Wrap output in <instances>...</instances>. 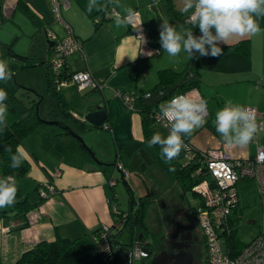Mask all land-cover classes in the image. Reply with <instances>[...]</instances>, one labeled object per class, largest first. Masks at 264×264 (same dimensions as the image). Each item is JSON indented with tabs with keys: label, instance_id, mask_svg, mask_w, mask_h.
Returning <instances> with one entry per match:
<instances>
[{
	"label": "crops",
	"instance_id": "1",
	"mask_svg": "<svg viewBox=\"0 0 264 264\" xmlns=\"http://www.w3.org/2000/svg\"><path fill=\"white\" fill-rule=\"evenodd\" d=\"M107 1L100 0V3L106 5ZM69 2V8L62 10V17L74 36L82 43L85 59L83 61L78 54L68 57L67 67L69 71L79 72L86 70L96 80L119 90L124 89L126 91L127 86L137 83L140 71L138 64L156 55L141 59L139 54L140 42L134 37L132 31H129L128 26L125 28L117 27L115 22H111L113 19L109 16L96 31H94L93 25V31L89 35V31L85 32L78 26L73 14L81 15L84 13L90 19L100 11H93L89 14L86 10L88 2L85 4L81 0H69ZM173 2L176 10L180 11L182 0H173ZM19 4L26 6L27 10L38 18L39 27H36L19 9ZM139 12L143 28L148 35L142 13L140 10ZM19 14H22L30 21L36 29L35 33L43 32L46 35V31L51 30L59 37L65 35L64 28L56 23L48 0H0V25L3 26L10 22L14 24L15 18ZM257 20L260 29H264V17H258ZM152 28L157 31V24H153ZM195 31L200 35L198 28H195ZM152 38H156V35L154 34ZM158 39L160 38L158 37ZM242 40L249 41L250 53L248 57L224 50L219 57H202L199 66L201 85L199 92H197L200 97L204 98L203 92H212L214 88H233L238 84H251L264 89V32L260 31L255 35L243 38L235 37L229 40L227 45ZM1 43L8 45L5 42ZM12 44H15L14 41H12ZM147 44L150 49L162 51L161 45L159 46L155 42L149 41ZM49 47L51 45L46 39L45 51L49 56L47 57L48 59L52 52ZM130 57L136 58L133 60ZM36 58L33 57V61L36 63L34 65L39 64L35 60ZM47 58L44 60H48ZM187 59V55L184 54V60L180 58L169 65L164 63L156 64L154 70L149 73L146 89L141 93H137L138 95L136 96H145L154 88L157 83V72L159 70L176 69L179 70L177 72H181L182 69L180 71L177 68L185 66ZM61 91L65 99L72 104V96L75 95H71L70 85L62 86ZM87 92L81 93L84 96L96 93L87 94ZM216 92L218 94V91ZM227 101L223 99V103ZM101 102H104L111 109V124L110 127L108 126L109 130L96 129L100 131L98 136L90 134L92 137L89 139L93 141L95 146V149L92 150L95 153L99 149L97 151L100 152L99 158H96L94 154L95 158H92L89 154H86V151H80V156H76L77 159H80V166L69 163L68 159L63 157H59L56 161L41 163L37 161L36 157H31L29 155L31 153H28L22 146V152L30 163V172L26 178L32 182H30L31 186H35L34 191H36L38 185L47 182L48 174L51 177V187L54 189L55 194L46 200L35 198L33 201H29L28 199L30 204H36V206L28 209L25 215L16 212L13 206L0 209V264H13L24 252L35 248L42 241L53 242L57 239H66L73 244L72 247L83 242L89 245L92 243L95 248V232L111 225L110 207L113 203L110 198L112 189L108 184L106 174L102 171V167L109 165L112 166L110 167L111 170L113 169L114 171V168L117 170V166L122 167L120 154L132 157L140 150L145 151L147 160H150V158L146 153V149L142 147L144 138L141 116L137 113H130L125 108H117L104 91L100 96L97 95L84 101V106L88 108ZM246 105L248 108L255 109L259 118L264 119V105L252 102L242 106ZM120 119L126 120L125 126H119ZM91 129L93 130L94 128L89 130ZM187 137L190 138L191 145L198 150L223 147L234 158L249 159L246 146L239 147L224 144L220 135L216 131L213 132L208 129L206 124ZM108 150L114 151L113 163L108 158ZM75 154L76 151L72 152L73 156ZM148 166L149 164L146 167ZM117 171H120L124 178L125 173L122 170ZM114 181L117 183V180ZM84 252V250L76 251L75 257L80 256Z\"/></svg>",
	"mask_w": 264,
	"mask_h": 264
},
{
	"label": "rangeland",
	"instance_id": "2",
	"mask_svg": "<svg viewBox=\"0 0 264 264\" xmlns=\"http://www.w3.org/2000/svg\"><path fill=\"white\" fill-rule=\"evenodd\" d=\"M81 1L83 4L88 2V0ZM150 2H152V0H116V2L112 4V10H116L120 14H123L124 7H132L133 9H136L137 7L142 13L144 26L145 29H147V32L148 30L154 31L152 26L153 24H157L158 20L156 14L151 11L148 6ZM160 14L161 18L164 19L162 12ZM73 17L78 26L85 32L89 31V35H91L93 24L89 17L84 13L81 15L74 13ZM109 17L113 18V14L110 13ZM111 22H114V18ZM35 31L36 29L30 21L22 14L16 16L14 24L10 22L3 26L0 25V41L10 45L6 46L0 42V59H4L14 72V76L11 80L7 82L0 81V88L5 89L7 92V100H9L11 96H14L17 99L22 100L26 106L29 105L30 100L37 98L38 116L51 123L53 120H51L52 117L49 112L53 107V101L47 93V80L44 65H34L36 63L33 61V57H37L38 59H46L49 57L45 51L46 35L43 32L35 33ZM261 31L264 32V29H261ZM159 40L160 39L158 38H149L147 41L155 42L160 46L161 44ZM12 41H14L15 44L11 45ZM184 54L185 53L182 52L178 57L173 58L169 57L162 49L158 55L140 62L138 64L140 70L139 81L126 87L127 95L136 96L138 95L137 93H141L146 89L149 73L154 70L156 64L164 63L165 65H169L175 63L180 58L184 60ZM179 67L181 68L177 69H180V71L181 69H184V66ZM174 70L179 71L176 69ZM67 85H70L71 87V95H75L72 96V105L78 113H82V111L85 110L84 101L97 95L100 96L103 91L117 108L124 109L123 102L118 97L117 90L119 89L117 88L108 85L106 86V84H104L101 93L100 91H96V93L89 96H84V92H79L73 82H69L64 86ZM216 91H218V94H216ZM203 96L207 101V109L211 114L209 116L211 121L215 120L216 112L225 105L226 102L223 103V99L231 100L233 103L239 105L252 102H255L258 105H264V89L255 87L251 84H238L233 88H214L212 92H203ZM245 107H247V105ZM12 121L13 117L8 110L7 127L3 128L4 135L6 136L9 132L8 126ZM125 121L120 119L119 126H125ZM152 128L154 131L153 133L160 132L163 135H167L168 130L164 127L153 126ZM61 132L62 130L56 125L42 123L36 127L31 135L23 140V147L28 153L33 154V157H36L37 161H40L41 163L56 161L59 157H63L64 159H68L67 161H69V163L80 166V159H77L76 156H80V151H86V154H89L86 148L95 149L93 141L89 138L94 136V134L98 136L100 131L91 129L81 134L80 137L86 148L81 147L73 139L60 140V138H58L57 141L54 140L50 142L45 140L54 137ZM44 142L48 143V145L46 146ZM126 147H128V145H126ZM246 147L247 157H249V159L253 158L256 155L257 148L264 147V129L257 131L253 140ZM75 151L76 154L73 156L72 152ZM97 151H99V149H97ZM97 151L94 155L96 158H99L100 152ZM110 152L111 150H108L107 152L110 157L107 156L113 163L114 151L112 150V152ZM84 156L87 158L86 155ZM145 156L146 154L144 150L136 152L131 158H127L123 154L121 155L120 163L123 167L122 172L125 173L124 181L129 188L127 189L124 186L122 180L119 179V172L114 170L113 177L117 180V183L113 187L112 192V195L116 197V200L113 201V205H117L119 209L126 211L130 204V195L133 196V199L136 201L140 198L146 199L147 204L150 200L154 201L146 207V219L150 220V228H156V231L162 233V240L170 233L181 229V231H189L201 241V231L195 218L187 216V211L190 210L191 212H195L198 208L201 201L200 196L191 191L181 193L178 188L172 182L168 181L156 167L149 168L148 171L153 174L151 177H145L143 175V170L150 163V160H147ZM178 161L180 164L186 163L183 158H179ZM16 182L23 194L22 196H28L29 201H33L35 198L46 200L40 197L39 192L42 188L39 189L38 193L34 191L35 186H31L32 182L30 179L21 178L17 179ZM247 184L251 186L249 189H244L243 184L239 185V207L242 210V217L237 224L236 238L242 245L248 244L257 236H264V214H262L264 198L260 197L255 182L248 181ZM49 187H51V185ZM45 188L46 187H44V189ZM53 194H55L54 189L53 193L50 194L48 198ZM111 208L112 205L110 210ZM130 233L131 230L127 227L119 238L120 246H117L114 251L119 254L120 264H143L139 259L133 260L132 258L131 248L128 247L131 236ZM199 241V250L194 259V264H203L205 261V248L203 243ZM93 249L94 245L92 243L89 245L81 242L78 245H75V247H71L66 252L67 254H64L62 264H102L98 259L90 258ZM80 250H84L85 252L80 256L75 257V252Z\"/></svg>",
	"mask_w": 264,
	"mask_h": 264
},
{
	"label": "trees",
	"instance_id": "3",
	"mask_svg": "<svg viewBox=\"0 0 264 264\" xmlns=\"http://www.w3.org/2000/svg\"><path fill=\"white\" fill-rule=\"evenodd\" d=\"M116 0H108L106 4V8L103 11H100L98 14H95L90 19L94 25V31L105 21L107 20V16L110 15L112 10V4H114ZM156 14L158 30L149 31L148 38H152L153 35H156V38L159 37L160 24L162 21L168 20L175 26H183L190 28L192 27L189 24H186L187 16L182 14L180 11L176 10L173 0H152L148 5ZM19 9L29 18L36 27L40 26V22L38 18L34 16L29 10H27L26 6L19 4ZM139 12V9L136 7L134 9ZM116 11V10H114ZM117 12V11H116ZM164 16V19L161 18V13ZM110 19V18H109ZM113 19V18H112ZM129 31L131 28L128 26ZM194 35L199 36L195 28L193 29ZM160 38V37H159ZM49 42V41H48ZM50 43V42H49ZM51 45V43H50ZM10 46V45H6ZM52 47V46H51ZM49 47V48H51ZM222 50L235 52L240 54L243 57H248L250 53V44L248 40H242L237 43L231 45H220ZM10 50V48H9ZM52 50V48H51ZM26 58V57H25ZM202 57L196 54L194 58L187 60L185 63L184 69L181 72L174 71L172 69H163L157 72V83L154 88L149 92L152 93L159 89H164L166 87H173L177 85V88L167 97V99L163 102L170 100L173 96L180 95L186 93L188 91L195 90L199 92L201 79L199 66ZM40 65H44L45 75L47 80V93L53 101V107L50 110L49 114L51 115L53 122L57 127H59L62 132L56 134V136L45 139L48 142L57 141L58 138L62 139H73L75 140L81 147L82 144L75 138L72 137L71 132L73 131L77 135L81 136L84 132L88 131L90 128H94L93 126L83 123L80 119V113L76 112L73 108V105L68 102L62 91H61V83H69L71 82L72 76L76 72H70L67 64L61 68L60 72L53 73L49 67V59H38L36 58ZM98 81V80H96ZM87 92V94L96 92L98 90H85L82 92ZM122 95L126 94L124 89L118 90ZM148 93V94H149ZM122 95H119V99L122 100ZM146 96V95H145ZM144 96H131L133 99V108L132 110H128L124 105V108L130 113H137L141 116L142 119V132L144 138L143 148L146 149V153L150 158L149 166L143 170V175L145 177H151V173L149 168L156 167L159 172L170 182H172L181 193H185L186 191L193 192L194 186L200 182L205 177H201L199 175H195V171L199 167L198 165V151L194 149V157L195 160L189 163L180 164L179 158H182L183 151L180 156L172 161V164L169 165L165 163L160 155V149L158 146H154L149 148L147 146V140L151 138L153 131V126L162 127L154 122V114L159 111V104L155 105L151 108H147L144 106L142 99ZM38 99L34 98L29 101V105H25L22 100L11 96L9 100L6 101L8 105V110L13 117V121L9 124L8 135H4V129L0 130V167L1 173L0 177L12 175L15 177V180L26 178V176L30 172V163L24 155V162L21 167L17 169L11 168L10 165V154L6 152L4 149L6 147H10L12 152L15 153L17 148L22 151L23 140L31 135L36 127L42 123L51 124L50 122L45 121L44 119L38 116L36 112ZM106 110L108 111V119L106 121V127L109 130L111 124V109L106 106ZM109 126V127H108ZM206 127L213 132L215 129L213 128V121L210 118L207 119ZM97 129V128H94ZM186 142H190L189 137H185ZM184 138V139H185ZM59 141V140H58ZM46 146L48 143L44 142ZM89 153L94 154L92 149L88 148ZM89 154V155H91ZM33 157L32 154H29ZM120 154V159H121ZM125 157L130 158V155H125ZM112 166L106 165L102 167V171L107 176V181L116 180L113 179V169ZM115 167V166H114ZM171 169L173 170H170ZM116 168H114L115 170ZM123 170V167H121ZM205 172V171H203ZM110 175V176H109ZM47 182L45 184L38 185L36 187V192L38 193L39 189L43 185H51V177L48 175ZM50 177V178H49ZM248 181H243L244 189H249L251 186L247 184ZM116 185V184H115ZM114 185V186H115ZM111 187L113 192V187ZM127 189L129 188L127 185L125 186ZM194 193V192H193ZM116 200L114 195L111 196L110 201ZM154 201H148V204H152ZM240 203V201H239ZM239 203L235 207L232 213V220L230 225V232L227 236V249L232 257L237 256L241 250L245 247L239 243L236 238V230L237 224L242 217V210L239 207ZM146 199H139L138 201L133 199V196L130 195V204L126 211L121 210L117 207V213H114L110 210V214L112 217L111 225L107 228V233L104 238L103 230L97 231L94 234V243L96 248L92 250L90 258L103 259L105 263L102 264H120L119 254L114 251L117 246H120L119 238L124 230L129 227L131 230L130 233V242L128 247L132 249L133 246L139 243L147 242L149 255L147 258L141 259L143 264H151V261L159 255L161 250L162 243V233L160 231H156V228H150L149 223L150 220L146 219V207L148 206ZM202 205V201H200L199 206ZM36 204H30L28 202V196L23 197L19 188L17 187L16 201L13 208L16 212H20L25 215L28 209L35 207ZM187 216H192L196 220V210L195 212L187 211ZM197 223V222H196ZM204 238L202 237L201 243H203L204 248ZM72 243L66 239H57L53 242L42 241L36 245L35 248L24 252L17 261L13 264H62V259L64 254L72 247ZM112 249V253L109 250ZM108 253V254H107ZM198 253V252H197ZM206 253V252H205ZM106 254L108 255L106 257ZM197 254L194 255V259ZM194 264V261H193ZM203 264H206V256Z\"/></svg>",
	"mask_w": 264,
	"mask_h": 264
},
{
	"label": "clouds",
	"instance_id": "4",
	"mask_svg": "<svg viewBox=\"0 0 264 264\" xmlns=\"http://www.w3.org/2000/svg\"><path fill=\"white\" fill-rule=\"evenodd\" d=\"M105 8L106 5L100 3V0H88L86 5L89 14ZM180 11L187 16L185 23L192 27L175 26L168 20L162 21L159 42L163 51L173 58L182 52L189 59L196 54L201 57H219L223 54L221 44L227 45L235 37L243 38L261 31L257 18L264 17V0H182ZM138 17L139 12L132 7H124L123 14L115 15L114 22L117 27L131 25L134 31H141L139 26L142 22H136ZM194 28L199 29V36L194 35ZM135 38L140 41V45L148 42L142 33ZM146 55L152 56V52L149 51ZM130 58L134 60L136 57ZM13 76L14 72L7 62L0 59V81L7 82ZM7 99V92L0 88V130L7 127ZM158 116L165 121L167 135L153 133L147 140V146H158L161 159L171 165L186 147L184 137L190 136L207 123V101L195 90L176 95L159 105ZM214 124L216 132L228 146H247L258 131L255 111L234 104L231 100L216 112ZM4 150L10 154L11 168L22 166L24 153L19 148L15 153L10 147ZM170 170L173 169L170 167ZM16 194L15 177H0V209L14 206Z\"/></svg>",
	"mask_w": 264,
	"mask_h": 264
},
{
	"label": "built area",
	"instance_id": "5",
	"mask_svg": "<svg viewBox=\"0 0 264 264\" xmlns=\"http://www.w3.org/2000/svg\"><path fill=\"white\" fill-rule=\"evenodd\" d=\"M48 1L56 23L61 25L65 31L63 37H59L51 30L46 31V39L52 46L49 67L53 73H58L67 64V58L71 55L78 54L83 61L85 59L82 43L74 36L62 17V10H66L70 6L69 0ZM111 13L114 18L118 12L112 11ZM136 22L138 24L142 22L140 12ZM128 26L131 28L134 37L142 33L148 40L142 24L139 26L141 31H134L131 25ZM147 43L140 45L141 59L150 57L146 55L149 51L152 52V56L160 53L159 50L150 49ZM70 81L75 84L79 92L93 89L102 91L104 87V83L96 81L86 70L76 72ZM66 84L61 83L62 86ZM189 92L191 91L186 93ZM117 93L118 97L122 95L118 90ZM122 100L126 108L132 110L133 99L131 96L127 93L123 94ZM250 109L255 111L258 131L264 129V119L259 118L255 109ZM158 113L159 111L154 114V122L167 129L165 121L159 118ZM208 118L209 112L207 109L206 120ZM214 121L213 128L215 129ZM105 130H108V128L105 127ZM185 140L186 138L184 139L186 147L182 150L181 157L186 163L192 162L195 160L193 151L194 149L197 150L199 167L195 171V175L205 177L194 186L193 192L198 194L202 201V205L196 209V222L205 241L206 264H264V236L262 235L252 239L235 257H232L227 249V236L230 232L232 213L240 201L239 185L243 184V181L255 182L260 197L264 198V147H258L256 155L252 159H238L232 157L223 147L198 150ZM117 170H122L121 166H117ZM108 184L112 187L116 182L110 180ZM44 187L46 188L44 189ZM41 188L39 194L43 199H47L53 193V189L48 185H43ZM111 210L117 213L116 205L112 204ZM262 214H264V206H262ZM103 232L102 238L105 237L107 228L103 229ZM131 255L133 260L147 258L149 255L147 242L133 246Z\"/></svg>",
	"mask_w": 264,
	"mask_h": 264
},
{
	"label": "water",
	"instance_id": "6",
	"mask_svg": "<svg viewBox=\"0 0 264 264\" xmlns=\"http://www.w3.org/2000/svg\"><path fill=\"white\" fill-rule=\"evenodd\" d=\"M177 86L178 84L174 85L173 87H166L164 89L162 88L147 94L142 99L144 106L147 108H151L155 105L162 103L177 88ZM36 112H37V108H36ZM80 119L83 123L89 124L94 128L105 130L106 127L105 124L108 119V111L106 110L105 103L101 102L94 106L85 108V110L82 111V113H80ZM51 124H55V123L51 122ZM70 132L72 137L77 139L82 144V146L86 148L81 137L76 133H74L73 131ZM86 149L88 151V148ZM91 156L92 158H95L94 155ZM95 161L98 163L96 159ZM119 178L122 180L124 186H126V183L120 171H119ZM109 252L112 253V249H110ZM107 254L106 257L108 256ZM193 259L194 258L192 253L178 252L177 254L171 256H168L166 253H161L151 261V264H193ZM98 260L101 261L102 263H105V260L103 259L98 258Z\"/></svg>",
	"mask_w": 264,
	"mask_h": 264
},
{
	"label": "flooded vegetation",
	"instance_id": "7",
	"mask_svg": "<svg viewBox=\"0 0 264 264\" xmlns=\"http://www.w3.org/2000/svg\"><path fill=\"white\" fill-rule=\"evenodd\" d=\"M198 238L193 236L189 231L184 230L170 233L162 240L160 253H166L168 256L177 254L178 252L197 254L199 250ZM201 242V241H199ZM194 261V259H193Z\"/></svg>",
	"mask_w": 264,
	"mask_h": 264
}]
</instances>
